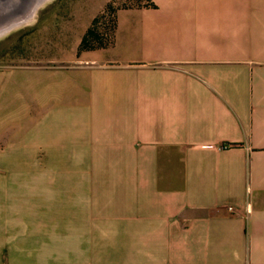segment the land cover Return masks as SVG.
<instances>
[{
    "label": "crops",
    "instance_id": "crops-1",
    "mask_svg": "<svg viewBox=\"0 0 264 264\" xmlns=\"http://www.w3.org/2000/svg\"><path fill=\"white\" fill-rule=\"evenodd\" d=\"M95 1L2 53L0 158L103 161L75 215L0 214V264H264V0H147L83 50Z\"/></svg>",
    "mask_w": 264,
    "mask_h": 264
},
{
    "label": "rangeland",
    "instance_id": "rangeland-1",
    "mask_svg": "<svg viewBox=\"0 0 264 264\" xmlns=\"http://www.w3.org/2000/svg\"><path fill=\"white\" fill-rule=\"evenodd\" d=\"M51 0H45L41 5L59 4L61 0L50 4ZM147 0H99L98 4L105 7V13L91 23V31L94 36L89 41V47L96 40L108 37L113 31L114 12L116 9L136 6ZM148 2V3H146ZM78 5L95 7V0H79ZM39 9V8H38ZM24 24L0 32V59L2 55H19V39L25 40L28 37L30 27L36 20L42 19L45 14L37 10ZM27 41V40H25ZM23 41V42H25ZM3 53V54H2ZM11 54V55H10ZM12 59V58H11ZM17 61V60H16ZM103 159L89 158H0V214L18 216L20 224L28 226L32 219H59L62 215H75L78 212V205L82 203V196L79 197L77 182L82 176L88 175L92 166H99ZM105 161V159H104ZM0 170V171H1ZM85 209V207H83ZM57 222H53V224ZM41 240L35 241L37 245L65 246L76 244L75 237L63 238L57 232L36 233ZM33 233L27 228L21 229V245L32 244L28 237ZM60 236V237H59Z\"/></svg>",
    "mask_w": 264,
    "mask_h": 264
},
{
    "label": "water",
    "instance_id": "water-1",
    "mask_svg": "<svg viewBox=\"0 0 264 264\" xmlns=\"http://www.w3.org/2000/svg\"><path fill=\"white\" fill-rule=\"evenodd\" d=\"M43 0H0V32L27 22Z\"/></svg>",
    "mask_w": 264,
    "mask_h": 264
},
{
    "label": "trees",
    "instance_id": "trees-1",
    "mask_svg": "<svg viewBox=\"0 0 264 264\" xmlns=\"http://www.w3.org/2000/svg\"><path fill=\"white\" fill-rule=\"evenodd\" d=\"M93 36H94L93 32L91 31V29H89L85 34V36L82 38L80 48L83 50L90 48L89 41L93 39Z\"/></svg>",
    "mask_w": 264,
    "mask_h": 264
},
{
    "label": "flooded vegetation",
    "instance_id": "flooded-vegetation-1",
    "mask_svg": "<svg viewBox=\"0 0 264 264\" xmlns=\"http://www.w3.org/2000/svg\"><path fill=\"white\" fill-rule=\"evenodd\" d=\"M43 3H44V2H41L38 8H40V7H41V5H42Z\"/></svg>",
    "mask_w": 264,
    "mask_h": 264
},
{
    "label": "built area",
    "instance_id": "built-area-1",
    "mask_svg": "<svg viewBox=\"0 0 264 264\" xmlns=\"http://www.w3.org/2000/svg\"><path fill=\"white\" fill-rule=\"evenodd\" d=\"M229 210H232L231 208H229Z\"/></svg>",
    "mask_w": 264,
    "mask_h": 264
},
{
    "label": "bare ground",
    "instance_id": "bare-ground-1",
    "mask_svg": "<svg viewBox=\"0 0 264 264\" xmlns=\"http://www.w3.org/2000/svg\"><path fill=\"white\" fill-rule=\"evenodd\" d=\"M45 0H43V2H44Z\"/></svg>",
    "mask_w": 264,
    "mask_h": 264
}]
</instances>
